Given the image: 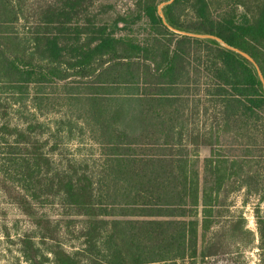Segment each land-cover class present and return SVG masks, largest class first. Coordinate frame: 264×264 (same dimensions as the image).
<instances>
[{
  "label": "trees",
  "instance_id": "trees-1",
  "mask_svg": "<svg viewBox=\"0 0 264 264\" xmlns=\"http://www.w3.org/2000/svg\"><path fill=\"white\" fill-rule=\"evenodd\" d=\"M168 1L0 0V192L31 223L18 242L27 264H196L239 233L255 240L241 218L199 248L232 177L264 202V83L216 40L172 31L159 14ZM163 12L264 76V0H174ZM56 114L95 158L63 154L62 131L41 120ZM223 135L244 161L213 157ZM203 149L214 155L201 163ZM256 224L264 256L261 205Z\"/></svg>",
  "mask_w": 264,
  "mask_h": 264
},
{
  "label": "rangeland",
  "instance_id": "rangeland-1",
  "mask_svg": "<svg viewBox=\"0 0 264 264\" xmlns=\"http://www.w3.org/2000/svg\"><path fill=\"white\" fill-rule=\"evenodd\" d=\"M129 4L131 0H121L120 6L122 8ZM42 122L52 128L53 133L61 130L60 141L64 144L63 154L68 158L72 157H85L95 158L96 146L90 144L87 140L80 141V137L75 134L76 140L69 138L67 128L60 124L64 120L62 116L56 114L53 116L43 117ZM64 128V131L63 129ZM220 146L217 147L215 155L209 149H203L200 152V161L213 157L228 159L230 163L233 161H244L246 159L245 150L241 147L240 143L231 135H223L220 140ZM232 177V181L227 185V195H229L223 209L224 216L222 219L216 220L214 217L212 225L208 223V218L204 220V225L199 229V248L201 250H208L212 242H217V232H223L228 229V221H240L241 218L245 219L247 229L254 232L255 240L252 241L251 237L238 234L235 238L229 239L226 242L225 254L220 256H209L204 261L199 259L196 264H264V256L258 249V233L256 224V208L258 205L264 207V202L260 203L259 197L248 193L247 189L237 190L234 181L237 177ZM52 216L58 214L57 208H45ZM203 218V217H202ZM203 220V219H202ZM220 222V223H218ZM6 228L9 230L10 237L6 235ZM31 223L28 219L21 214L17 207L9 203L6 197L0 192V264H27L19 253V239L27 231H31ZM71 238V237H70ZM67 238V247L71 248L74 244H78L76 240ZM44 264H53L52 262H45ZM170 264V263H169ZM184 264V263H178Z\"/></svg>",
  "mask_w": 264,
  "mask_h": 264
},
{
  "label": "water",
  "instance_id": "water-1",
  "mask_svg": "<svg viewBox=\"0 0 264 264\" xmlns=\"http://www.w3.org/2000/svg\"><path fill=\"white\" fill-rule=\"evenodd\" d=\"M174 0H170L166 3H163L160 7H159V14L161 16V18L163 19L164 23L174 32L176 33H179V34H183V35H187V36H191V37H196V38H201V39H212V40H216L217 42H219L222 46L228 48L229 50H232L242 56H244L245 58H247L250 62H252V64L255 66L258 74H259V77L260 79L262 80V82L264 83V76L262 74V71L259 67V65L257 64V62L250 56L248 55L247 53L237 49V48H234V47H231L229 45H227L223 40H221L220 38L218 37H215V36H211V35H197V34H190V33H184V32H180V31H177L175 29H173L167 22L166 20V17L164 15V12H163V9L164 7L170 5L171 3H173Z\"/></svg>",
  "mask_w": 264,
  "mask_h": 264
}]
</instances>
